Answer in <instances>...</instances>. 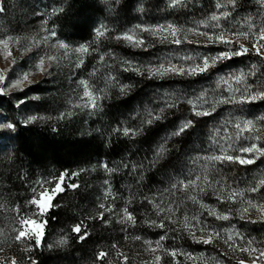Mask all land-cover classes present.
I'll return each instance as SVG.
<instances>
[{
  "label": "rangeland",
  "instance_id": "obj_1",
  "mask_svg": "<svg viewBox=\"0 0 264 264\" xmlns=\"http://www.w3.org/2000/svg\"><path fill=\"white\" fill-rule=\"evenodd\" d=\"M90 1L99 13L89 36L83 41H67L58 33V18L68 0H0V8L4 9L0 12V38L11 36L19 40L18 43L15 40L10 43L7 51L0 45V74L5 77L0 87L10 89L0 95V125H16L14 130L0 127V261L7 260L10 264L15 259L18 264H30V261L37 264L33 257L36 248L49 258L46 264H152L155 255L161 257L159 264H239L240 260L251 264V257H242L241 254L246 252L238 249L241 246L247 247L249 240L253 241L255 247L254 240L257 241L260 236L263 245L259 244V247L264 248V215L255 208H248L247 204L248 200L254 204L264 203V190L256 193L247 191L264 179V157L256 159L251 165L235 162L213 164L204 157L219 154V146L213 138L228 148L225 138L235 136L236 130L232 126L234 122L243 119L258 121L260 117H264V100L245 104H215V111L207 117L195 116L193 105L187 101H196L203 95L206 102L201 101V106L211 111L215 101L230 95L229 86L243 87L234 81L225 84L222 78L227 79L242 71L250 73L253 65L255 75H248L245 82L259 90L264 86V62L260 66L257 59L253 58L232 61L234 58L249 55L232 57L218 61L206 72L187 74L191 68L202 67L205 58L211 64L213 57L232 47L213 43L206 36L200 35L202 32L209 35L220 32V29L211 26L198 27L201 21L207 20L216 11L217 0L209 1L206 6V0H183L176 7L169 6L170 0H153L152 6V0H137L124 8L118 6L121 0ZM254 2L257 5L262 3L259 7L264 8V0ZM224 10L233 12V7ZM172 11L183 14L185 20L174 24L166 20L163 13ZM231 15L227 20L220 21L224 32L230 38L233 32L248 31L250 24L255 27L264 24V12L260 18L257 14H247L242 18ZM228 21L232 24L229 25ZM168 24L184 29L175 37L181 40L180 44H175V38L167 31L142 30L157 26L166 28ZM137 25L141 27L137 28ZM190 28L196 31H187ZM97 30H103L104 35L97 37ZM52 32L56 33L55 37L51 36ZM125 33L142 39L143 44L133 46L126 40L116 39ZM241 42L247 44L246 41ZM60 43L66 44L68 48L57 47ZM81 45L89 51L84 54L75 52ZM253 55L254 53L250 56ZM101 56L104 57L103 60L100 59ZM47 57L55 59L49 61ZM41 58H45L44 71L37 68ZM80 59L84 63L77 68L76 64ZM124 61L131 62L128 71L123 70L126 67ZM161 64L164 68L174 66L177 72L150 77L147 68H158ZM181 68L185 69V75L177 74ZM134 69H140L143 74ZM25 74H28L27 80H23ZM109 74L117 79L107 81ZM17 80L23 82L18 87L11 88ZM80 80H87L91 89L100 97L97 101L99 108L94 112L73 106L85 102L81 99L83 87ZM121 85H128V88L121 92ZM127 97L130 98L128 103L118 105ZM236 98H240L239 93ZM172 101H176V106L169 108L167 105ZM149 112L159 115L160 119L153 120L149 125ZM32 116L37 119L27 122ZM188 120H192L194 125L198 121L206 124L203 128H198L200 131L195 133V142L188 149L183 148L181 155H177L179 165L176 163L171 170L154 173L153 169L158 162L156 151L163 145L168 152H176L178 145L170 144V141L178 137L173 133ZM28 126L38 130L40 127L53 130L62 126L63 129L73 132L74 138H93L105 149L112 147V136L116 149L111 152L110 158L104 157L82 165L72 164L65 171H58L43 163L29 166L25 159L15 153L17 147L14 143L18 128ZM258 126L264 128V125ZM124 127L137 129L138 132L135 136H124ZM116 129L121 131L117 132ZM147 134H150L148 140L141 144L142 137ZM256 134L261 135V143H264V130ZM134 141L141 143L135 144ZM253 142L256 141L250 138L235 140L228 151L233 155H241L239 148ZM105 164L117 170L108 173L103 167ZM169 165L170 163L167 166ZM228 166L238 167L240 170L230 178H225L224 175L223 179L219 178ZM61 173L68 174L63 182L64 191L55 195L51 201L52 206L40 215L37 207L28 203L33 198V189H37L38 198V193L43 188L51 189L55 186L48 182L58 181ZM72 173L78 175L73 176ZM151 173L154 174L149 179ZM197 175L202 178L199 183L204 187V192H185L172 188L176 181L189 176L195 178ZM204 176L208 178L207 183L203 182ZM105 180L108 181L107 185ZM144 181L147 184L144 188L146 191L143 189L142 194L135 198L133 190ZM70 184L78 187L71 188L68 186ZM79 189L80 196L76 199L84 204V215L75 210L71 215L72 222L60 220L49 229L48 214L66 208L71 197L75 196L72 193ZM109 189L112 195L105 199V193ZM234 189L244 192L245 195L242 198L237 197L235 202H226L228 194ZM189 195H195L206 207L201 208L200 203H193L188 199ZM147 200H152L154 204L164 208L171 206L175 210L172 217L174 220L183 221L185 216L196 217V220H191V224L195 225L192 231L197 238H207L213 234L215 238L212 243H198L180 224L167 220L164 229L152 227L150 221L159 222L166 213L157 216L153 204H149ZM101 203L113 209L112 212L104 213V225L111 227V237L99 243H96L98 240H92L86 247L81 248L83 252L69 249L72 242L78 245L83 241L79 238L81 234L88 236L87 221L95 218L101 220ZM135 203L144 206L138 218L135 216ZM125 207L136 217L135 225L118 222L122 216L121 209ZM245 208H248L247 212H244ZM210 211L214 214L209 215ZM217 214L227 215L228 219H217ZM21 216L34 219L43 225L39 245L35 244V240L24 243L15 241L14 236L22 229ZM76 225L81 226L80 234L72 231ZM255 229L258 231L251 233ZM162 235L165 236L161 241L162 248L154 254L147 251V245L143 241H151L154 247ZM135 236L142 239L137 241L133 238ZM229 236H232V241H228ZM113 238H119V242ZM61 239H65L67 243L60 244ZM229 243L234 244L236 250L230 249ZM102 247L107 248L106 251ZM172 250L178 253L176 257L168 254ZM100 251L108 253L103 261L96 259ZM124 257H127V261Z\"/></svg>",
  "mask_w": 264,
  "mask_h": 264
},
{
  "label": "snow or ice",
  "instance_id": "obj_2",
  "mask_svg": "<svg viewBox=\"0 0 264 264\" xmlns=\"http://www.w3.org/2000/svg\"><path fill=\"white\" fill-rule=\"evenodd\" d=\"M183 3V0H170V7H176L177 5H180ZM236 5V0H217V3L215 4V9L216 11L212 12L211 15L208 17L207 20L201 21L198 27H213L216 29H220V32L218 34H213L209 35L208 33H200V35H204L207 37V39L213 43H219V44H224L228 46H232L229 48L228 51L221 52L218 56L212 58L211 64L209 63L208 58H205L203 61V66L202 67H197V68H191L187 71V74H199L208 71L211 67H213L218 61H223V60H228L231 59L232 57H241L245 55H252L253 53L259 57L260 59L264 60V24H262L260 27H255L254 24L249 25V30L248 31H238V32H233L231 34V38L228 36L227 33L224 32L220 21L221 20H227L230 15L231 11L230 10H224V9H230L232 7H235ZM4 11L3 8H0V12ZM211 22V23H210ZM141 26L137 25V28H140ZM253 28H255V31H253ZM143 31H152V32H157V31H167L169 35L172 37H176L178 32L184 31V29L178 28L172 24H168L166 28L164 26H157L156 28H143ZM187 31H196V29H187ZM97 37L103 36L104 32L103 30H97L96 33ZM52 37L56 36L55 32L51 33ZM117 40L123 39L131 43L133 46H141L143 44V40L135 37L132 34L125 33L123 36H117ZM15 40L16 43L19 42L18 38H13L11 36H8L6 38H0V45L4 47V49L7 51L8 46L10 43H12ZM241 41H246V43L241 42ZM175 44H180L181 40L178 38H175L173 40ZM57 47L61 49H67L68 46L64 43H60L57 45ZM89 49L85 47L84 45H81L80 47L75 49V52L77 53H87ZM8 55H11L10 52L7 53ZM47 60L51 61L55 59L54 57H47ZM101 60L104 59L103 56L100 57ZM15 61H13L14 63ZM84 63L83 59H80L79 62L76 64V67L79 68L82 64ZM126 67L123 68L124 71H128L129 67L131 65L130 61H124L123 62ZM44 64H45V58H41L40 62L37 64V68H39L41 71H44ZM141 75L143 74L140 69H134ZM147 72L149 73V76H163L167 73H176L177 70L175 67L171 68H164V65L161 64L158 68H152L149 67L147 68ZM93 75L95 74V70L92 73ZM179 75H185L186 71L185 69L181 68L179 72L177 73ZM248 75H255V65H253V70L250 73H245V72H240L238 75H232L229 76L227 79L222 78V82L225 84H229L230 81H234L237 85H243V87H237V88H232L229 86V96L222 97L218 101H215L213 103L212 110H205L201 106V101H204L203 95L197 98L196 101L193 100H188L187 102L191 105H193V112L195 116H210L213 111H215V104H245V103H252L257 100H264V86H262L259 90L253 89V87L249 84H247L246 77ZM28 74H25L23 77V80H27ZM117 77L109 74L107 77V81H115ZM5 80V77L3 74H0V84H3ZM23 80H17L11 85V88H16L18 87ZM80 85L83 87V95L81 97L82 100L85 102L83 104H75L73 105L74 107L80 108H87L90 111H95L99 108V104L97 101L100 99V97L96 94L94 90L91 89V86L89 85L87 80H80L79 81ZM128 88V85H121L120 86V91L124 92ZM10 89L0 87V95L5 94L7 91ZM103 91V90H100ZM239 93V99H237V94ZM206 102V101H204ZM169 108L175 107L176 106V101H172L167 105ZM163 111V109H161ZM149 119L147 120V123L150 125L152 124L153 120L160 119L159 115H156L154 113L149 112ZM37 117L32 116L29 117V120L27 122H31L32 120H36ZM259 125H264V117H260L258 121H254L252 119H243L239 120L233 123V127L236 130L235 136H227L225 138V143L228 144V148H231L232 142L235 140H240L242 138L244 139H251L253 143H250L247 146H242L239 148V152L241 155H233L230 154L228 151V148H226L223 144H219V141H216L215 138L214 142L218 144L219 146V154L215 155H206L204 157L205 160L215 164L216 162H235L239 163L241 165H251L255 163V160L264 157V143H261L262 137L261 135H258L256 133L261 132L264 130V128L259 127ZM193 126V121L188 120L184 122L177 131L173 133V135L179 136L182 133H184L186 130H188L190 127ZM0 127H6L7 129H12L14 130L16 125L14 123H7L6 125H0ZM117 132L121 131V129H116ZM123 135L124 136H135L138 132L137 129H132L128 127H124L122 129ZM218 135V132H217ZM167 151L166 148L161 145L158 150L155 153L156 159H159L165 152ZM245 154H248L247 156ZM151 163V162H150ZM127 166V165H126ZM104 169L108 173H113L117 169H113L108 167L106 164L103 165ZM135 170V166L133 168ZM67 173H61L59 176L58 181H49L48 183H54L55 186L52 187L51 189L48 188H43V185H41V188H43L42 191H39L38 193V198H37V189H33V198H31L28 203L30 205H35L38 209V213L40 215H43L44 213L47 212V210L52 206L51 201L57 195L58 193L64 191L63 187V182L65 180V177L67 176ZM71 175L75 176L78 175V173H72ZM200 176H195V178H192L191 176L185 177L184 179L178 180L175 183L172 184L173 189H178V190H183L185 192H190L194 190H198L199 192H204L205 189L204 187L199 183L201 181ZM203 182L207 183L208 178L207 176L203 177ZM106 185L108 184V181L105 180L104 182ZM71 188H77L78 185L75 184H70L68 185ZM264 190V179L259 180L258 184L253 185L251 188H249L247 191L251 193H256L258 191ZM112 195L111 189H109L105 193V199H107L108 196ZM245 195L244 192H241L239 190H232L226 199V202L231 201L235 202L237 197H243ZM115 199V197H113ZM147 199V198H145ZM188 199H190L193 203H200L201 208H205L206 205L198 201L197 197L195 195H189ZM149 204H153V207L156 211V215L159 216L161 213H166L165 217L161 219L159 222L156 220L150 221V225L152 227H157L160 229L166 228V223L165 220L173 223V224H180L183 229L188 231V234L192 236L194 240H196L198 243H204V244H210L212 243L213 239L215 236L213 234H210L207 238L200 237L197 238L195 233L192 231V228L195 227V225L191 224V220H196V217H187L185 216L183 221H178L172 219V217L175 215V210L169 206L168 208H164L160 205L154 204L152 200H147ZM248 208H255L258 212H260L262 215H264V203H253L251 200L247 201ZM99 208L102 210L99 213V219L102 221L105 220V212H112L113 209L110 206H106L104 203L99 204ZM248 208L244 209V212L248 211ZM122 216L118 220L119 223L121 224H132L135 225L136 217L133 215L132 212L129 211L127 207L121 209ZM214 212H209V215H213ZM217 219H222V220H227L228 216L227 215H216ZM20 224L22 225V229L17 232V234L14 236L15 241H18L20 243H24L25 241L29 240H35V244L39 245L41 243V236H42V231L41 229L43 228L42 224L37 223L36 220L21 216L20 217ZM72 231L74 233L80 234L81 233V226L76 225L72 228ZM218 235V234H215ZM81 240H84L86 237L85 235L81 234L79 237ZM135 240L139 241L142 238L140 236H135L133 237ZM165 239V236H160L159 239L155 242V246L153 247V244L149 240H144L143 243L147 245V251L150 253H155L158 250L162 248L161 241ZM232 236L228 237V241H232ZM60 244H65L67 241L65 239H61L59 241ZM113 247H116V245H113ZM229 248L236 250L235 245L232 243H229ZM29 250V249H25ZM241 252H246L249 254L251 257V264H264V248H257L253 247V241L249 240L247 241V247L241 246L238 249ZM172 257H176L178 253L175 250H172L168 253ZM108 255V253L104 251H100L96 255V259L103 261L105 257ZM120 255V253H118ZM188 255V254H185ZM190 258V257H189ZM125 261H127V257H124ZM161 257L159 255L154 256V261L152 264H159ZM0 264H9V261L3 260L0 261ZM10 264H18V262L15 259H12L10 261ZM30 264H33V262L30 261ZM239 264H245L244 260H240Z\"/></svg>",
  "mask_w": 264,
  "mask_h": 264
},
{
  "label": "trees",
  "instance_id": "obj_3",
  "mask_svg": "<svg viewBox=\"0 0 264 264\" xmlns=\"http://www.w3.org/2000/svg\"><path fill=\"white\" fill-rule=\"evenodd\" d=\"M136 2L137 0H121L120 4H118L119 8H124V6L130 5L132 2ZM140 1V0H138ZM209 1L206 0L205 6L209 5ZM255 0H236V5L233 7V12L231 17L234 16L235 18H242L245 17V15L250 14L254 15L257 14V16L260 18L262 17V12H264V8L259 7L260 5H257ZM205 2V0H204ZM204 2L201 4L204 5ZM154 4V1H151V6ZM99 10L96 9L90 0H68V3L66 4V7L64 11L59 14L60 24L58 27V33L64 38L65 40L69 41L71 39H79L80 41L86 40V38L89 36V32L91 30V27L95 21V17L98 16ZM175 11L163 13V16L166 20L170 21L171 23H177V21L182 22L184 19L183 14H175ZM255 16V17H257ZM263 20L261 19L260 22ZM231 21H228L230 23ZM259 22V23H260ZM230 23L229 25H231ZM247 58L251 59H257V62L260 66H262V62L264 60L257 57L255 54L253 56H245L241 58H234L232 61H240L241 59ZM137 86V84L135 85ZM148 86V85H146ZM130 101V98H124L122 99L118 105H121L123 103H128ZM175 117V116H174ZM204 120V119H202ZM174 123V119H173ZM204 121H198L193 124L192 128H189L186 130L182 135H179L178 137H174L170 142V144H177L178 148L176 152H168L160 157L158 159L157 165H155V168L153 169L154 173H160L165 172L166 170H171L172 167L178 162L179 157L177 155H181V152L183 148L188 149L191 146V143L195 142L194 137H196L198 128L204 127ZM41 129H37L33 126L28 127H19L17 130V136L14 138V143L16 144V154L18 156H21L23 159L26 160L29 166H36L37 164H49L50 166H53L58 171H65L66 169H69L72 167V164H88L89 161L98 160L100 158H110L111 152L114 151V145L115 140L114 137L111 136L110 138V145L112 144L111 148H103L102 144H98L95 142V139L93 138H83L78 139L74 138L75 134L73 132H69L66 129H63L62 126L58 127L57 129H46L44 127H40ZM150 134H147L142 137V143L140 141H134L135 144H144L145 140H148ZM140 142V143H139ZM129 144H132V142L128 141ZM120 149V148H119ZM142 150L143 147H141ZM113 154V153H112ZM175 162V163H174ZM170 163L169 166H167ZM156 164V163H155ZM79 165V164H78ZM224 174H220L219 178L223 179V175L225 178H230L232 175L237 174V172L240 170L238 167H230L228 166L225 168ZM153 173V174H154ZM148 176L149 179L152 178L151 175ZM147 178V177H146ZM146 180V179H145ZM134 184V183H133ZM147 184L145 181L141 183V185H138L136 189L133 190V194L136 197H138L141 193V191L146 188ZM143 191H146L145 189ZM80 189L74 191L72 194L75 196H72L70 199L69 205L65 208L57 209L56 211H52L47 216V222L49 223V229L51 226H56L58 221H73V218L71 217L72 212L75 210L80 211L82 216L84 215L85 208L83 207L84 204L80 203L79 200L76 199V197H79ZM137 204V203H135ZM140 205V206H139ZM139 206V208H138ZM80 207H83L80 209ZM137 209L135 210V216L138 218L140 217V212L143 209L142 204H137ZM73 209V210H72ZM139 209V210H138ZM80 214V215H81ZM84 218V217H83ZM106 220H98L94 219L91 221H87L89 234L86 236V238L80 243H71L68 248L73 250H79L80 252H83L81 248L86 247V244L91 242L92 240H98V242L106 241L107 238L111 237L112 229L110 226H105L104 222ZM61 222V223H62ZM258 229H255L251 233L257 232ZM258 237L257 241L254 240L255 247L260 248L259 244L263 245V240ZM116 242H119V238H113ZM121 242V239H120ZM102 250L106 251L107 248L102 247ZM246 253H243L242 257H245L246 259H249V254L245 256ZM34 260H36L37 264H46L47 261H49L46 257V255L43 254V251H39L36 248H34L33 252Z\"/></svg>",
  "mask_w": 264,
  "mask_h": 264
}]
</instances>
